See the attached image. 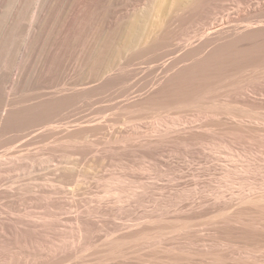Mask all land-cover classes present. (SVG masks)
Returning <instances> with one entry per match:
<instances>
[{"label":"bare ground","instance_id":"obj_1","mask_svg":"<svg viewBox=\"0 0 264 264\" xmlns=\"http://www.w3.org/2000/svg\"><path fill=\"white\" fill-rule=\"evenodd\" d=\"M63 1H64L63 4H65L67 2H70L72 4L73 2H75V6H76L77 10L79 9L82 14H85L94 4V0H63ZM112 1H114V0H100V3L102 5H106V4L111 3ZM132 1L133 2L132 3L130 2V4H128V5L125 4L127 6L123 10L121 9L120 13L118 15H116L114 18H112L113 20H111L110 22L108 21L109 23L102 27L104 29V33H105V34L104 33L103 34L108 38L107 40L112 42V44H109V41H105L108 43H105V42L99 43V41L97 40L99 38L97 35H95L97 37V39L96 40L94 39L93 45L91 47H95L98 45L99 50H100L98 52H100V55L104 56V57H108V56L111 57V58H109L110 61H112L111 59H113V60L117 59V61H118L120 59V57H121V59L123 58L122 56L124 54L128 53V55H129V52H133V51H138L140 56L141 55L144 56L146 53H148V51H149V53L154 52L153 55L150 54V55H152V57L151 56L150 57L152 58V61L154 63L160 61L162 58H165L167 55L168 56L170 55V57L167 58L166 60H163V61L155 64L154 67H152L151 69H148L149 70L148 73L150 74V77L147 78L145 85L143 87H141L142 89L145 88L144 91L143 92L141 91L142 93L139 95V98H137L135 100L127 101V102L124 101L125 103L123 105H121L120 110L126 111L125 113L129 112L130 114L131 113L132 114L138 113L137 115L133 114V116L136 115V117L138 116V118H140L142 112H143L142 114L145 113L144 116H147V114H148V117H149V115H150L151 117L154 118L155 121L157 120V124L155 126L157 133H158V131H160V132L165 131L166 133H168L172 128H174L178 125H182V122H180L181 119L179 120V117H176L173 119L170 118V116H171L170 114L172 112L173 113L175 112L174 113V116H175L176 112H177V114L182 113L181 115H183L184 111H186V113H188V114L190 112L189 115H191V111H194V114L197 117H201L200 120H203L202 118H205V117L215 118V119L210 118L212 121L210 120L209 122H207L208 121L207 120L204 122V124L207 122L211 126H212V124H213V126L215 125L213 128L216 129L215 127H217L218 132L217 131L216 132H217V134H219V136H214V135L212 136V133H214L215 130L212 128V130L214 131V132H212L211 128H210V132L209 131L208 132L210 133L211 136L208 137L207 135L209 133L207 132V135L205 134V136H207V138H205V137L203 138L201 136V134L198 132V130L196 131L194 129V126L189 127L188 125H186L184 123L185 122L184 121L185 119H184L183 120L184 124H183L182 130L180 129V131L178 132L177 135L174 134L175 136L172 133L171 135H173V136L170 135L169 138L173 137V141L180 142L186 146L196 144L195 141L198 140V142H197L198 144L205 142L204 144L207 143L208 146L210 145L209 147L215 148V147H217V144H218L216 142V139H218V140L220 139L221 143L225 144L226 146H231L234 144L240 145L239 147L241 148L242 152L244 153V155H247V156L253 155L255 150H258L259 148L264 147V136H263L264 134H263V132H261V131H264V129H263L264 127H261L264 125V99L258 98L259 96L261 97V95L264 96V80H263L264 79V0H262L261 2H258V3L254 2L256 5H253L254 6L253 8L248 9L246 11L242 10L243 11L242 13H239L236 15H234L232 13H225V14H223V17L221 15V19L217 16H218V14L220 15V14L224 13L225 10L228 9L227 4H226L227 0H132ZM229 1L232 4L231 0H229ZM120 2L124 3L125 0L120 1ZM234 2H236L239 5H241V4H244L247 6L249 5L250 7L253 4L250 2V0H234ZM115 3L116 2H114V4ZM125 3H127V2H125ZM111 4H113V3H111ZM233 6H235V5H233ZM231 10H233V9H230V11ZM239 11H241V10H239ZM188 22H199V23H194V24L196 25V24L201 23L200 25H202L203 31L200 29L202 32H201V34H198V37L196 36L195 39H192V35H189L188 33H184V32H186V29L184 31L183 26H185L186 23H188ZM194 36H193V38H194ZM105 40H106V38H105ZM113 42H114V44H113ZM135 53L136 52H134V54ZM138 53L135 55L137 56ZM93 54H95V53H93ZM135 55L131 54V56H134V57H135ZM146 55H145V57H146ZM101 58H103V57H101ZM129 58H131V57L129 56ZM94 59H96V58H94ZM106 61H107V59H106ZM119 61L121 62V60H119ZM89 62H88V64H89ZM114 62L115 61H113V63ZM132 62H133V60H132ZM92 63H93V61L91 62V64ZM99 65H100V63H99ZM116 65H118V64H116ZM86 66H87V64H86ZM103 67H104V65H103ZM112 67L114 69L115 66L114 65L112 66V63H111V65L107 64L104 68H102L103 70H102L101 75L103 74V77H102L100 84L99 85L96 84L97 86L94 87L95 89L99 88L101 91H104V90L111 88L112 86H114L118 82H124V84H125L126 80H128V77L130 76L129 72L125 71V72L116 74L117 72L114 71L115 73L110 74ZM95 68L98 70V68H100V67H98V68L95 67ZM93 70L94 69L92 68V72H93ZM95 71L96 70H94V72ZM100 71H101V68H100L99 72ZM117 71H118V69H117ZM105 74H107V75H105ZM99 75H100V73L97 76H99ZM100 77H99V79H100ZM141 86H142V84H141ZM147 86H149V87H147ZM89 92H90V88H89ZM89 92H83L82 91L80 93H77L75 91L72 93L62 94L60 96L54 94L50 98L45 99V97H44V99L37 100V102H35L33 104L31 103L32 105L25 107V108H22V109H16V110L14 108H13L14 110L12 108L6 109V111L3 112V114H1V109L5 103H4L3 99H0V100H3L0 102V133L2 134V132L5 131V129L9 123H11V124L17 123L18 120H20L23 117H26L27 120L29 121V126L31 125L30 128H32V126H34V125L38 126V124H35L36 121H38V120L45 121V123L48 121L50 122V120L52 118L54 119V117H57L60 115V110H62L63 108L75 105L81 98L87 97ZM221 95H222V97H223V95L225 97L222 99L218 98ZM256 95H259V96L257 97ZM136 96H138V94ZM187 108L190 109L191 111L188 112ZM180 110H182V112H179ZM118 111H116V112H118ZM113 114H115V113H113ZM121 114H123L125 116V114L123 112ZM194 114H192V115H194ZM168 115H170V116L168 117ZM181 115H178V116H181ZM184 116L186 118L187 114L183 115V117ZM126 117H128V115ZM131 118L134 119L135 116H134V118L131 116ZM128 119H129V117H128ZM58 120H57V122H58ZM55 121H54V123H55ZM89 121H90V119H89ZM186 122H187V119H186ZM210 122H212V123L210 124ZM41 125L39 124V126H41ZM103 125H105V123L103 124L101 122L98 126L96 124V126H94V127H93V125H92V127L87 125L89 127V128L88 127L87 128H88V130L94 131L97 128H103ZM108 125H109V123L106 126H108ZM206 125H208V124H206ZM198 126H197V128H198ZM79 127H80V125H79ZM83 127H86V126L84 125ZM195 127H196V125H195ZM205 127L208 129L207 126H205ZM205 127H204V129H206ZM54 128L53 129L50 128L51 130H53L51 135L52 134L54 135L56 133V135H55V137H56L59 134H57L58 131H54ZM64 128L62 130L63 132H64ZM82 128H80V130H82V131L87 129V128H85L83 130ZM108 128L109 127H107V129ZM47 129H48V127L46 128V131H48ZM56 129L57 128H55V130ZM60 129L61 128L59 127L58 133H60V131H61ZM36 130H37V128H36ZM76 130H77V127H76ZM100 130H102V129H100ZM31 131H32V133H34L33 130H31ZM65 131H66L65 132L66 134L63 133L64 135H62L61 137L56 138V139L59 141L64 139L63 140L64 142L66 141L69 143V142H72L75 138L79 137V136L76 137L77 133L78 134L80 132L82 133V131H80V132H77L75 134V132H76L75 131V132H72L69 134L68 133L69 130L66 128H65ZM77 131H79V130H77ZM202 131H203V129H202ZM43 132H40V133L38 132L37 136H38V134H41V133L43 134ZM203 132H205V131H203ZM203 132H201V133H203ZM124 133H125V131H124ZM261 133L263 135H260ZM28 134L30 135V132ZM45 135L47 136V134L44 132L43 136L46 138ZM48 135H49V133H48ZM128 135H130V133H128ZM165 135L164 136L160 135L156 139H154L155 138V136H154L153 139H149V140L147 139L149 137H147L146 138L147 140L144 143L141 142L140 144L143 143V145L147 146V147H150V146L152 147L153 145L155 146L156 144L164 141ZM141 136H140V138H141ZM156 136H157V134H156ZM22 137H20V138H22ZM32 137H30L28 140H30ZM35 137L36 136L33 137V140ZM119 137H122V134H120ZM166 137H165V139H167ZM41 138L42 137H40V140H41ZM45 138H43V139H45ZM118 138H117V140H120ZM33 140H31V141L33 142ZM143 140H144V138H143ZM27 141H24V142L27 143ZM54 141H52V142L54 143ZM74 141H77V140L75 139ZM115 141H116V139H115ZM36 142H38V141H36ZM39 142H41V141H39ZM56 142H58V141H56ZM117 142H119V141H117ZM121 142H122V140H121ZM29 143H31V142H28L26 146H29ZM134 143H136V142H134ZM24 144L22 142V144H20V146L21 145L25 146ZM30 145H32V144H30ZM218 146H219V144H218ZM39 147H41V146H39ZM112 147H113V145H112ZM134 147H135V145H134ZM52 148H54V147H52ZM132 148H133V146H132ZM173 148H175V147L173 146ZM218 148L219 147H217V150H219ZM232 148H234V146ZM235 148L237 149L238 147H236V145H235ZM240 148H238V150ZM227 149H230V147L229 148L227 147ZM17 150H19V149H17ZM56 150H58V149H56ZM194 150H198V148L194 149ZM217 150H216V152H217ZM52 151H54V150L52 149ZM20 152H21V150H20ZM144 152H146V150H144ZM176 152H177V150H176ZM190 152L192 153L191 150H190ZM212 152H214V151H212ZM220 152H219V154H220ZM239 152H237V153H239ZM14 153H12V151H11V155ZM25 153H27V155H28V152H25ZM147 153H149V155H150V152H146V154ZM196 153H198V152H196ZM257 153H259V152L257 151ZM262 153H264V151H262ZM262 153H261V156H262ZM5 154H7V153L6 152L3 153V155H5ZM154 154H155V152H154ZM183 154H185V153H183ZM194 154H195V152H194ZM198 154H196V155H198ZM227 155H229V153ZM106 156H108V155H106ZM162 156H164V155H162ZM205 156H206V154H205ZM230 156H232V155H230ZM4 157L6 158V156H4ZM114 157H115V155H114ZM241 157L243 159L242 155H241ZM251 158H252V156H251ZM255 158L256 157H254L253 159H255ZM11 159H9V161ZM230 159H232V158H230ZM259 159L261 160V158H259ZM208 160H210V159H208ZM246 160H248V159H246ZM250 160L251 159H249V162H250ZM256 160H258V159H256ZM198 162H199V160H198ZM224 162H225V160H224ZM243 162H245V161H243ZM261 162H263V160H261ZM162 163H163V161H162ZM6 164H8V163H6ZM217 164H218V162H217ZM247 164H248V162H247ZM0 166H1V163H0ZM208 166H210V165H208ZM236 166H238V165H236ZM252 166L256 167V165H252ZM4 167L6 168V166H4ZM233 167H234V165H233ZM250 167L251 166H249V164H248V167H246L245 170L252 172ZM8 168H9V165H8ZM148 168H149V166H148ZM242 168H244V167H242ZM257 168L259 169V167H257ZM2 169H3V167L1 166V170ZM154 169H156V168H154ZM161 169H162V167H161ZM175 169H177V168H175ZM210 169H212V168H210ZM239 169H241V168H239ZM242 170H244V169H242ZM262 170H263V168H262ZM232 171L233 170H231L230 168H226V173H223V175L225 174L224 176H222L223 179L226 181V182L223 181L225 183V186L230 187V186H233V184L237 183L241 188L246 186V185H249L250 186L249 190L246 189L249 187H246V188H244L246 190H239V192H237V194H232L229 197H226V195L224 194V191L223 190L221 191L220 188L216 191L213 190V193L210 196L211 198H209V196L207 195L208 199L202 196V198H200L199 200H193L192 202H190L191 205H189V204L187 205V206H190L188 209H186L184 211H182L183 210L182 209L181 210L182 212L179 215L176 214L177 216L173 214L175 216V218H172V220H167L168 217L166 218V216H164L163 213H159L157 216H153V215L151 216L150 215V216H148V218L145 216L147 219L145 221L143 220L144 222L142 221L141 223H137L134 226L132 225L133 228H130L126 231H123V233H120V235L118 234L117 237H115L116 235L114 237H111L110 234H108L109 237H111V239L105 238L106 241H104L102 244L98 243L99 245L98 244L94 245L93 243L91 244L89 242L90 243L89 247L91 246L92 249L95 251H93V252L89 251L87 253L89 254L90 252H92L95 255V257L92 254L93 258L91 259L88 257V255L85 256L87 253L85 255L82 254L84 256L83 258L88 257L89 259L87 258V260L80 261L82 259L81 258L82 255H80L79 258H81V259L78 258L79 259L78 261L80 262L79 264H145V263L153 260V259H151V256H152V258L154 257V262L151 261V262H153L152 264H264V185H263V187L261 186V188H259L260 186L258 185L259 187H257V189H256V188H254L253 183L247 182V179H249V178L246 177L247 178L246 179L245 176H243V178L242 177L241 178L235 177L236 174L233 177V175H231ZM235 171L237 173V169ZM206 173H208V172L206 171ZM242 173H243V171H242ZM260 173H262V172L260 171ZM215 174H217V173H215ZM238 174L239 173H237V175ZM243 174L246 175L245 173H243ZM242 175H240V176H242ZM257 175H259V173ZM141 176H140V178H141ZM249 177H251V176L249 175ZM57 178H58V176H57ZM236 178H239V179L237 180ZM256 179H257V177H256ZM120 181L121 180L119 179L117 182H120ZM211 181L213 182L212 179H211ZM249 181H251V180H249ZM117 182H116V184L118 185ZM192 182H190V183H192ZM199 182H197V183H199ZM134 185H135L134 183H130L125 188H121L120 191L132 190ZM256 185H255V187H256ZM109 186H111V184ZM189 186H190V184H189ZM136 187H138V186H136ZM222 188H224V187L222 186ZM116 189H118V187ZM165 189H166V187H165ZM38 190H39V188H38ZM171 190H172V188H171ZM187 190H188V188H187ZM42 191H43V189H42ZM120 191H118V193ZM14 192H16V191H14ZM195 193H197V192L195 191ZM38 194L39 195L37 197L39 198V196L41 194L40 193H38ZM200 194H201V192H200ZM12 195L13 194H11V192L9 190H4V189L0 190V197L2 196L3 198L4 197L6 198V197H12ZM117 196H116V198H117ZM154 196H156V195H154ZM188 197L189 196H185V193H184V195L175 196V199H176V202L179 201V203H180V200H184V198L187 199ZM12 198H10V199H12ZM34 198H35V196H34ZM173 198H174V196H173ZM33 199L31 198V202H33ZM136 200H138V198ZM28 201H30V200H28ZM11 202H13V201H11ZM37 202H38V200H37ZM143 202H145V201H143ZM41 204H42V201H41ZM160 204L162 205V203H160ZM163 204H165V203H163ZM170 204L172 205V203H170ZM34 205H35V203H34ZM43 205L46 206V204H43ZM47 205H49V202L47 203ZM50 205H52V204H50ZM161 205H160V207H161ZM166 205H168V204H166ZM53 206H54V204H53ZM58 206L56 205V207H58ZM35 208H38V207H36V205H35ZM179 208H181V207H179ZM179 208H178V210H179ZM43 209H45V208H43ZM118 209H120V208H118ZM151 209H153V208H151ZM37 210H41V209L38 208ZM97 210L96 211L95 210H93V211L88 210L89 214H88L87 218H85V216L82 217L83 214L81 216L80 212L76 213L74 211L75 214L72 213L73 216L72 215L71 216H72V218H74L73 221H75L73 224L76 225V229H75L76 232L74 233L75 238L73 237L75 239V241H80L82 239L81 237L87 235L89 231H91V233H92L91 229H93V227H96L98 225L96 223V219L94 218L95 216L99 217V215H101V216L108 215V213H106L107 211L106 212L101 211L102 208L100 211H97ZM109 210H111V209H108V211ZM113 210H112V212H113ZM163 210H164V208H163ZM2 211L3 212H0V264H63V263H65L64 262L65 259H63V258H67L66 256H69V254L71 252L69 250L70 253L66 254L65 257L60 254V247H62L63 242L65 243L66 236L58 233L59 237L56 238L57 234L54 237L57 240L56 239L52 240L51 238H53V237L50 238V233H52V231L50 232L49 231L50 229H48L47 227H48V225L50 226L48 221H50L49 218L52 217V215H53L51 213L52 212L51 210H50L51 212L48 210L39 211V212L38 211H31V210H29V211L23 210L22 211V209L21 210L16 209L14 207V204H13V205L7 206L6 209H2ZM88 211H87V213H88ZM61 212H62V210H61ZM53 213H54V211H53ZM69 213H71V212H69ZM116 214H115V216L117 217ZM123 214H124V211H123ZM55 215H54V217H57ZM105 218L107 219V217H105ZM169 218L171 219V217H169ZM93 219L95 221L96 226L92 222ZM111 219L107 220V221H111ZM58 220L59 219H56V221H58ZM69 220L67 218V221H69ZM102 220H104V219H102ZM135 220H136V218H135ZM62 221H64L63 218H62ZM209 223H211V224H209ZM103 224H104V222L101 225H103ZM106 224H108V223L105 221L104 225H106ZM134 224H135V222H134ZM205 224H207V226L213 225V227L211 228V229H214L213 232L212 233L207 232L208 234H206V233L205 234L204 233L199 234L201 232L200 231L201 229L199 230L200 232L198 233L197 228L200 226L203 227ZM115 225H116V223H115ZM214 225H216V226L214 227ZM53 226H56L55 228H57L56 224H54ZM129 226H130V223H129ZM59 228H61L60 224H59ZM59 228H58V230H60ZM71 228H72V225H71ZM73 228H75V227H73ZM119 229H120V226H119ZM122 230H124V228ZM196 230H197V232H196ZM205 230H207V229H205ZM53 231H56V230L54 229ZM192 231H195V232L191 233ZM65 232H67L66 229H65ZM60 233H61V231H60ZM183 233H184V237L187 236L185 234H188V233H189V235L191 234L190 235L191 238L188 237L189 238V242H187L188 244L185 242L188 240L187 237H186L187 240L186 239L184 240L183 237H179L180 239L176 238V240H178V241L181 239L184 240V242L186 244H184L182 242V240L179 241V243H177L176 240L174 239L179 234H182L180 236H183ZM74 234H73V236H74ZM60 235L62 237H60ZM67 236H69V235H67ZM172 236H175V237L173 239H170V238H172ZM87 237H84V238H87ZM67 239H68V237H67ZM92 239L93 238H91L90 241ZM164 239H166V240L170 239L172 241L171 243H173V245H170V244H168V245L164 244L163 245L162 241ZM166 240H164V241H166ZM173 240H175V241L173 242ZM82 241H84V240H82ZM86 241H87V239H86ZM70 242H68V244ZM92 242H94V240ZM168 242H169V240H168ZM181 242L184 245L180 244ZM197 242H199V243L202 242L201 247L199 246V243H198L199 247L197 245H195V246L193 245L195 243L197 244ZM80 243H81V241H80ZM95 243H97V242L95 241ZM164 243H167V241ZM82 244L81 245L79 244V245L82 246ZM74 245H76V244H74ZM135 246L143 247L142 249H144V247L148 248L150 246V248H151V246H154L157 249L152 251L153 249L151 248V252L152 253L155 252V253H153L154 255L150 252L146 253V251L144 249L143 252H145L146 254L142 255V256H141V254H144L143 252H140L142 250L139 251L137 249V252H140L139 254L141 257L139 256V258L137 257V259H136V256L135 257L132 256V254L135 255L134 253H137V252H135L136 250H134L133 253H131L132 250L129 252V248L135 247ZM83 247L87 248L88 246L85 245ZM83 247H82V249H83ZM137 247H135V248H137ZM75 248L77 249L78 247H75ZM80 248L81 247H79V249ZM90 248H89V250H90ZM73 251L75 252V250H73ZM77 251H78V249L76 250V253H77ZM81 251L82 250L80 249L79 252H81ZM83 252H85V250ZM128 252L131 253L132 258L133 259L135 258L136 261L135 260L134 261L129 260L130 262H128V259L126 261V257H130L129 255L127 256V254H129ZM71 254H70V256H71ZM72 255H73V257L72 256L71 257L74 259L75 254H72ZM137 255H138V253H137ZM89 256H91V255H89ZM68 258H70V257H68ZM116 258H118V260L120 258L121 259L124 258L125 260L124 259L123 260L125 262L123 260L122 261L120 260L121 262L115 261L116 263H112L114 260H116ZM112 259H114V260L112 261ZM76 260H77V258H76ZM66 261H69V260H66ZM78 261H76V262L78 263ZM109 262H111V263H109ZM151 262L148 264H151Z\"/></svg>","mask_w":264,"mask_h":264},{"label":"rangeland","instance_id":"obj_2","mask_svg":"<svg viewBox=\"0 0 264 264\" xmlns=\"http://www.w3.org/2000/svg\"><path fill=\"white\" fill-rule=\"evenodd\" d=\"M120 1H124V0H116V1L114 0L111 2L113 4L109 3L106 5H102L100 3V0H94L93 6L87 11L88 13L86 12L85 14H82L79 9L77 10V8L75 6V2H73L72 4L70 2L63 4L64 3L63 0H0V99H3L4 103H5L1 109V114H3V112H5L6 109H9V108L10 109L14 108L16 110V109H22V108L28 107V106L32 105L33 103L37 102V100L44 99V97H45V99L50 98L54 94L60 96L62 94L72 93L75 91L77 93H80L82 91L83 92H89V88H90V92L88 93L87 97L81 98L73 106L66 107V108H63L62 110H60V115L57 117H54V119L52 118L50 120V122L48 121L45 123V121L38 120L35 123V124H38V126L34 125V126H32V128H30L31 125L29 126V121L27 120L26 117H23L20 120H18L17 123H14V124L9 123L8 126L6 127L5 131L2 132V134L0 133V156H1L0 157V163H1V166L3 167V169L1 170V166H0V190L1 189L2 190L3 189L9 190L11 192V194H13L12 197L14 196L13 198L12 197H6V198L4 197L3 198L2 196L0 197V212H3L2 209H6L7 206L13 205V204H14V207L16 209H20V210L22 209V211L23 210H26V211L31 210V211H38L39 212V211H44V210H48V211L51 210L52 212L51 211L50 212L53 215H52V217L49 218L50 221H48L49 219L47 220L48 223L50 224V226L48 225L47 228L50 229L49 230L50 232L52 231V233H50V238L53 237L51 239L55 240L56 238L59 237L58 233L66 236L65 243L63 242L62 243L63 245L61 244L62 247H60V254L63 255L64 257L66 256V254H69L70 252L72 254H75L74 255L75 260L72 258L73 255L70 253L72 257L69 254V256H66L67 258H63V259H65V261H64L65 263H63V264H74V263L79 264L80 262L78 260L81 258L82 259L80 261L87 260L88 257L92 259L93 258L92 252L95 250H93L91 246H90L91 248L89 247L90 243L91 244L93 243L94 245H96L98 243L102 244L104 241H106V239H111V237H114L115 235H116L115 237H117L118 234L120 235V233H123V231H126L130 228H133L132 225L134 226L137 223H141L143 220L145 221L148 218V216H150V215L151 216L152 215L157 216L159 213H163L164 216H166V218L168 217L167 220H172V218H175L174 215H176V214L179 215L182 211L188 209L190 206H187V205L188 204L191 205L190 202H192L193 200H199L200 198H202V196L205 198H207L209 196V198H211L210 196L213 193V190L216 191L220 188L221 191L222 190L224 191V194L226 195V197H229L232 194H237V192H239V190H246V189L249 190L250 189L249 185H246V186L241 188L237 183L233 184V186H230V187L225 186L224 182H226V181L223 179L222 176L225 175V174L223 175V173H226V168H230L231 170H233L231 172L232 173L231 175H233V177L236 174L235 177H239V178L242 177L243 178V176H245V178L246 177L249 178V179L246 178L247 182L253 183V186L256 189H257V187L260 186L259 188H261V186L263 187V185H264L263 184L264 183V155H263L264 153H262V151H264L263 150L264 147L259 148L258 150H255L253 155L255 154L256 156L251 155L252 156V158H251L250 155H248L249 157L247 155H244L241 148L239 147L240 145L234 144L231 146H226L225 144L221 143L220 139H219L220 141L218 139H216V142L219 144V146L217 144V147H219L218 148L219 150H217V147L211 148V147H209L210 145L208 146L207 143H206L207 145L204 144L205 142L198 144L197 143L198 140L195 141L196 144L186 146L180 142L173 141V137L169 138V136L172 133H173V135L174 134L177 135L178 132L180 131V129L182 130L184 123L186 125H188L189 127L194 126V129L196 131L198 130V132L201 134V136L203 138L204 137L207 138V136L208 137L211 136L209 133L210 128H211V131L214 132L212 130V128L215 126V125L213 126V124L211 126L207 122H209L211 119H215V118L205 117V118H202L204 121L200 120L201 117H197L194 114V111H191L190 109L187 108L188 112L191 111V115H189L190 112L188 114V113H186V111H184L183 115L187 114L186 118H185V116L183 117V115H181L182 113L177 114V112H176L175 116H174L175 112L174 113L172 112L170 114L171 116L168 115V117L170 116V118H172V119L179 117V120L181 119L180 122H182V125H178V126L174 127L175 129L172 128L168 133H166L165 131H161V132L158 131V133H157V131L155 129V126L157 124V120L155 121L154 118L151 117L150 115H149V117H150L149 118L148 114H147V116H144L145 113L142 114L143 113L142 112L140 118H138V116L136 117V115L138 113L137 114L133 113V114H136V115H134L135 116V118H134L132 113H131L132 114L131 115L129 112L125 113L126 111L120 110L121 105H123L127 101H131V100H135V99L139 98V95L144 91L145 88L142 89L141 87H143L145 85L147 78L150 77V74L148 73V71H149L148 69H151L152 67H154L155 64H157L163 60H166L167 58L170 57V55L169 56L167 55L165 58H162L160 61L154 63L152 61V58H151L152 55L154 54V52L149 53V51H148V53H146L147 55L145 54L146 57H145V55L144 56L141 55L142 56L141 57L140 54L138 53V51H133V52H129V55H128V53L124 54L122 56L123 57L122 59L120 57L119 60H121V62L119 60L117 61V59L116 60L111 59L112 61H110L109 58H111V57H109V56L104 57V56L100 55V52H98V51H100L98 45H97L98 47L97 46L91 47L93 45L94 39L95 40L97 39V37L95 35L98 36L99 39H97V40L99 41V43L109 41V40H107L108 38L104 35L105 33H104V29L102 27L104 25L108 24L111 20H113L112 18H114L116 15H118L120 13L121 9L123 10L128 4H130V2L131 3L133 2L132 0H125V2H127V3H125V2L123 3ZM227 1H226V4H227L228 9L226 8L227 10H225L224 13H222L220 15L218 14V16H217L220 19H221V15L223 17V14H225V13H232V14L236 15V14L242 13L243 11L251 9L254 7L253 5H256L255 4L256 2L258 3V2H261L262 0H252V1L250 0V2L253 3L251 7L249 5L247 6L244 4L239 5L236 2H234V0H231L232 4L230 3L229 0H227ZM114 2H116L117 4L116 3L114 4ZM125 4H127V5H125ZM233 5H235V6H233ZM230 9H233V10L230 11ZM239 10H241V11H239ZM194 23H199V22H188V23H186V25L184 24L185 26H183L184 31L186 29V32H184V33H188L189 35H192V39H195L196 36L198 37V34H201V32L203 31L202 25H200L201 23L196 24V25ZM193 36H194V38H193ZM105 38H106V40H105ZM105 43H108V42H105ZM109 44H112V42L109 41ZM113 44H114V42H113ZM134 52H136L135 54L138 53V55L140 57L138 55L136 56L134 54ZM93 53H95V54H93ZM131 54L135 55V57L131 56ZM150 54H152V55H150ZM129 56L131 58H129ZM101 57H103V58H101ZM94 58H96V59H94ZM105 58L107 59V61ZM132 60H133V62H132ZM92 61L94 63V64L92 63L93 65L91 64ZM113 61H115V62L113 63ZM88 62H89V64H88ZM99 63H100V65H99ZM111 63H112V66L114 65L116 68L114 67V69H113V67H112L110 74H113L115 72H117L116 74H118V73L128 71L130 74V76L128 77V80H126L125 84H124V82H118L117 84H115L111 88L104 90V91H101L99 88L95 89L94 87L97 86L96 84L99 85L101 80H102V77H103V74L101 75L102 70H103L102 68H104L107 64L111 65ZM115 63L118 65H116ZM86 64H87V66H86ZM103 65H104V67H103ZM94 66L97 68L100 67L101 71L99 72L100 68H98V70H97ZM92 68L94 70H96L95 71L96 73L93 70V72L95 74L92 72ZM117 69H118V71H117ZM97 73L98 74L100 73V75L97 76L98 75ZM105 75H107V74H105ZM99 77H100V79H99ZM141 84H142V86H141ZM147 87H149V86H147ZM137 94H138V96H136ZM256 96L258 97L259 95H256ZM224 97H225L224 95H223V97L221 95L218 98L222 99ZM258 98L264 99V96L261 95V97L259 96ZM3 100H0V102ZM116 111H118V112H116ZM122 112L125 114V116L123 114H121ZM179 112H182V110H180ZM113 113H115V114H113ZM126 114L128 115L129 119H128V117H126L127 116ZM192 114H194V115H192ZM130 115L134 119H132ZM178 115H181V116H178ZM89 119H90V121H89ZM186 119H187V122H186ZM57 120H58V122H57ZM54 121H55V123H54ZM100 121L103 124L105 123V125H103V128H97L94 131L88 130V128H89L88 126L92 127V125H93V127H94V126H96V124L98 126L101 123ZM205 121H207V122L204 124ZM108 123H109V125L106 126ZM211 123L212 122H210V124ZM39 124L40 125L42 124V125L39 126ZM206 124H208V125H206ZM79 125H80V127H79ZM84 125L86 127H83ZM195 125H196V127H195ZM197 126H198V128H197ZM205 126H207L208 129ZM47 127H48L47 130L49 132L46 131ZM52 127L57 128L56 130L54 128V131H58V132H59V130H58L59 127L61 128L60 129L61 131L65 127L66 129L69 130L68 131L69 134L72 132H75V131H76L75 134L77 132L82 131V130H80V128H82L83 130L87 127L88 128L85 129L84 131H82V133L80 132L79 134L78 133L76 134V137L79 136V137L75 138L77 141H74L75 140L74 139L72 142L68 143L66 141L64 142L63 141L64 139H62L60 141L56 139V138L61 137L64 134H66L65 128H64V132L63 131L62 132L60 131V133L57 132V134H59V135H57L55 137L56 133L54 135L53 134L51 135V133L53 131V130H51V129H53ZM76 127H77V130H79V131L76 130ZM107 127H109V128L107 129ZM204 127L206 129H204ZM261 127H264V125ZM36 128H37V130H36ZM215 128L216 129L213 128L215 130V132H214L215 134L211 132L212 136L213 135L219 136V134H217V132H218L217 127H215ZM100 129H102V130H100ZM202 129L205 132H203ZM31 130H33L34 133H32ZM43 131L47 134V136L45 135L46 138L43 136V134H44ZM124 131H125V133H124ZM29 132H30V135L28 134ZM38 132L39 133L43 132V134L41 133V134H38V136H37ZM201 132H203L204 134ZM207 132L209 133L208 135H207ZM261 132H263V134H264V131H261ZM48 133H49V135H48ZM128 133H130V135H128ZM120 134H122V137H119ZM156 134H157V136H156ZM205 134L207 136H205ZM263 134L261 133L260 135H263ZM160 135H162V136L165 135V137L167 136L166 137L167 139H165V137H164V141L156 144L155 146L153 145L152 147L151 146L147 147V146L143 145V143L147 139L148 140L153 139L154 136H155L154 139H156ZM173 135H171V136H173ZM32 136L33 137L36 136L34 138V140H33ZM140 136H141V138H140ZM20 137H22V138H20ZM30 137H32V138L30 140H28ZM40 137H42L41 140H40ZM147 137H149V138H147ZM43 138H45V139H43ZM117 138L120 140H117ZM143 138H144V140H143ZM115 139H116V141H115ZM31 140H33V142ZM121 140H122V142H121ZM167 140L168 141L170 140V141L168 142ZM24 141H27V143L28 142H31V143H29V146H26L27 143H25ZM36 141H38V142H36ZM39 141H41V142H39ZM52 141H54V143ZM56 141H58V142H56ZM117 141H119V142H117ZM22 142H23V144L25 143L24 145L26 147L23 145L20 146V144H22ZM134 142H136V143H134ZM141 142H143V143L140 144ZM30 144H32V145H30ZM112 145H113V147H112ZM134 145H135V147H134ZM235 145H236V147H238L240 149L239 150H238V148L236 149ZM39 146H41V147H39ZM132 146H133V148H132ZM173 146L175 148H173ZM233 146H234V148H232ZM52 147H54V148H52ZM227 147L228 148L230 147V149H227ZM55 148L58 150H56ZM197 148H198V150L199 149L200 150L199 151L194 150ZM17 149H19V150H17ZM52 149L54 151H52ZM20 150H21V152H20ZM144 150H146V152H150V155H149V153L146 154V152H144ZM176 150H177V152H176ZM190 150L192 151V153L190 152ZM216 150H217V152H216ZM11 151H12V153H14V152L15 153L11 155ZM212 151H214V152H212ZM257 151L259 153H257ZM5 152L7 154L8 153L9 154L3 155V153H5ZM25 152H28V155ZM154 152H155V154H154ZM194 152H195V154H194ZM196 152H198L199 154ZM219 152H220V154H219ZM237 152H239V153H237ZM183 153H185V154H183ZM228 153H229V155H227ZM261 153H262V156H261ZM105 154L108 156H106ZM196 154H198V155H196ZM205 154L208 158L205 156ZM114 155H115V157H114ZM162 155H164V156H162ZM230 155H232V156L234 155V156L232 157ZM241 155L243 156V159H242ZM4 156H6V158ZM254 157H256V158L253 159ZM230 158H232V159H230ZM259 158H261V160H263V162H261V160ZM9 159H11V160L9 161ZM208 159H210V160H208ZM246 159H248V160H246ZM249 159H251V160L253 159V160L252 161L250 160V162H249ZM256 159H258L259 161ZM198 160H199V162H198ZM215 160L218 162V164ZM224 160H225V162H224ZM242 160L245 162H243ZM162 161H163V163H162ZM247 162H248L249 166H251L250 168H251L252 172L245 170L246 167H248ZM6 163H8V164H6ZM8 165H9V168H8ZM208 165H210V166H208ZM233 165H234V167H233ZM236 165H238V166H236ZM252 165H256V167L252 166ZM4 166H6V168ZM148 166H149V168H148ZM161 167H162V169H161ZM242 167H244V168H242ZM257 167H259L260 170ZM154 168H156V169H154ZM175 168H177V169H175ZM210 168H212V169H210ZM239 168H241V169H239ZM262 168H263V170H262ZM236 169H237V173H239L238 175L235 171ZM242 169H244V170H242ZM205 170L208 173H206ZM242 171L246 175H244L242 173ZM260 171L262 173H260ZM215 173H217V174H215ZM258 173L260 176L257 175ZM240 175H242V176H240ZM249 175L251 177H249ZM57 176H58V178H57ZM140 176H141V178L142 177L143 178L141 179ZM256 177H257V179H256ZM239 178H236V179L238 180ZM119 179L121 181L117 182ZM211 179L213 180V182L211 181ZM249 180H251V181H249ZM189 181L190 182L193 181V182L190 183ZM116 182L118 183V185L116 184ZM197 182H199V183H197ZM130 183L135 184L132 190L120 191L121 188H125ZM110 184H111V186H109ZM189 184H190V186H189ZM254 184L255 185L257 184L256 187ZM136 186H138V187H136ZM222 186L224 188H222ZM117 187H118V189H116ZM165 187H166V189H165ZM246 187H249V188H246ZM38 188H39V190H38ZM171 188H172V190H171ZM187 188H188V190H187ZM244 188H246V189H244ZM32 189L33 190L35 189V190L33 191ZM42 189H43V191H42ZM14 191H16V192H14ZM118 191H120L121 193L120 192L118 193ZM195 191L197 193H195ZM200 192L202 195L200 194ZM38 193L41 194L39 196V198L37 197L39 195ZM184 193H185V196H189V197L187 199L184 198V200H180V203H179V201L176 202L175 196L184 195ZM154 195H156V196H154ZM34 196H35V198H34ZM116 196H117V198H116ZM173 196H174V198H173ZM10 198H12V199H10ZM31 198L32 199L34 198L33 202H31ZM135 198L136 199L138 198V200H136ZM28 200H30V201H28ZM37 200H38V202H37ZM11 201H13V202H11ZM41 201H42V204H41ZM143 201H145V202H143ZM48 202H49V205H47ZM34 203H35L36 207H38L41 210H37L38 208H35ZM160 203H162V205ZM163 203H165V204H163ZM170 203H172V205ZM43 204H46V206H44ZM50 204H52V205H50ZM53 204H54V206H53ZM166 204H168V205H166ZM56 205L57 206L59 205V206L56 207ZM160 205H161V207H160ZM179 207H181V208H179ZM43 208H45V209H43ZM101 208H102V210H101ZM118 208H120V209H118ZM151 208H153V209H151ZM163 208H164V210H163ZM178 208H179V210H178ZM108 209H111V210L108 211ZM61 210H62V212H61ZM88 210L89 211H93V210L100 211L101 210L104 212L107 211L106 213H108V215H106V216L99 215V217L95 216L94 218L96 219V223L98 225L96 226L94 219L92 222L95 224V226L98 229L96 227H93V229H91L92 233H91V231H89L88 232L89 235L87 234V235L81 237L82 239L80 240L81 241V243H80V241H75V239H74L75 238L74 233L76 232V230H75L76 225L73 224L75 221H73L74 218H72V216H73V214H75L74 213V211H75L76 213L80 212L81 216L83 214L82 217L85 216V218H87V216L89 214ZM112 210H113V212H112ZM53 211H54V213H53ZM87 211H88V213H87ZM123 211H124V214H123ZM69 212H71V213H69ZM115 214L117 215V217L115 216ZM171 214L172 215L174 214V215L172 216ZM54 215L57 217H54ZM105 217H107V219ZM169 217H171V219ZM62 218L64 221H62ZM67 218H68V220L69 219L70 220L67 221ZM135 218H136V220H135ZM56 219H59V220L56 221ZM102 219H104V220H102ZM110 219H111V221H107ZM105 221L108 224L104 225ZM103 222H104V224H103L104 226L101 225ZM134 222H135V224H134ZM53 223L57 225V228H55L56 226H53L54 225ZM115 223H116V225H115ZM129 223H130V226H129ZM59 224H60L61 228H59ZM209 224H211V223H209ZM71 225H72V228H71ZM119 226H120V229H119ZM206 226H207V224H205L203 227L202 226L198 227L197 228L198 233L200 231L201 232L199 234H203V233L208 234L207 232H209V233L213 232L214 229H211L213 227V225H208L207 226L208 228ZM215 226L216 225H214V227ZM73 227H75V228H73ZM58 228L60 230H58ZM123 228H124V230H122ZM54 229L56 231H53ZM65 229L67 232H65ZM205 229H207V230H205ZM60 231H61V233H60ZM193 232H195V231H192L191 233H193ZM196 232H197V230H196ZM73 234H74V236H73ZM108 234H110L111 237H109ZM55 235H56V238H54ZM61 235H60V237H62ZM67 235H69V236H67ZM180 235H182V234H179L176 237L172 236V238H170V239H173L174 237H175L174 238L175 240H176V238L180 239L179 237H183L184 240L186 239V237L191 238L190 237L191 234L189 235V233L185 234V235H187L186 237H184V233H183V236H180ZM67 237H68V239H67ZM84 237H87V238H84ZM89 238L90 239L93 238V239L90 241ZM189 238H188V240L186 239L187 240V241H185L186 243L189 242ZM86 239H87V241H86ZM166 239H164V240H166ZM170 239H168L169 242H168V240H166L167 243H164L166 241L163 240L162 241L163 245L164 244L165 245L166 244L167 245L168 244L173 245V243H171L172 241ZM82 240H84V241H82ZM93 240H94V242H92ZM100 240L101 241L103 240V241L101 242ZM175 240H173V242ZM181 240H179V241H181ZM184 240H182V242L184 244H186L184 242ZM95 241L97 243H95ZM179 241L176 240L177 243H179ZM68 242H70L69 243L70 245L68 244ZM182 242L180 244H183ZM198 243L199 242H197V244L195 243L193 245L198 246ZM74 244H76V245H74ZM79 244L80 245L82 244V246H80ZM201 244H202V242L199 243L200 247H201ZM85 245L88 247L87 248L83 247ZM74 246L78 247L77 253H76L77 249ZM79 247H81L80 248L82 250L81 252H79L80 251ZM82 247H83V249L85 248L84 249L85 252H83L84 250L82 249ZM135 247H137V246H135ZM135 247H131L132 249L129 248V252L131 250H132L131 253H133L134 250H136L135 252H137V249L139 251L142 250L140 252H143L145 249L146 253L147 252L152 253L151 248L153 249L152 251L157 249L154 246H151V248H150V246L148 248L144 247V249H142L143 247H140V246H138L137 248H135ZM89 248H90V250H89ZM69 250H70V252H69ZM73 250H75V252ZM89 251H92V252H90L91 254L87 253ZM140 252H137L138 255H137V253H134L135 255L132 254V256L133 257L136 256V259H137V257L139 258V256H140V254H139ZM131 253L127 254V256L129 255L130 257H126V261L128 259V262H130L129 260H131V261L135 260V258L134 259L132 258ZM143 253L144 254H141V256L146 254L145 252H143ZM153 253H155V252H153ZM82 254L83 255L86 254L85 256L88 255V257L83 258L84 256ZM80 255H82L81 258H79ZM89 255H91L92 257ZM68 257H70L71 259ZM94 257H95V255H94ZM76 258H77V260H76ZM123 259L124 258H122V259L120 258L119 260H118V258H116V260L112 259V261L114 260L112 263L119 262L120 260L122 261ZM151 259H153L151 261L154 262V257L152 258V256H151ZM66 260H69V261H66ZM76 261H78V263ZM151 261H149L145 264H148ZM153 262H151V264ZM109 263H111V262H109Z\"/></svg>","mask_w":264,"mask_h":264}]
</instances>
